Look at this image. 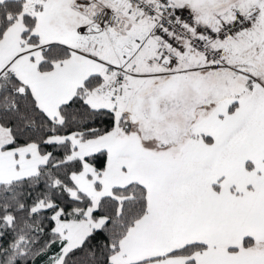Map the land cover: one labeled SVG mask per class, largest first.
<instances>
[{
	"label": "snow or ice",
	"instance_id": "6c2138e0",
	"mask_svg": "<svg viewBox=\"0 0 264 264\" xmlns=\"http://www.w3.org/2000/svg\"><path fill=\"white\" fill-rule=\"evenodd\" d=\"M0 264H264V0H0Z\"/></svg>",
	"mask_w": 264,
	"mask_h": 264
}]
</instances>
